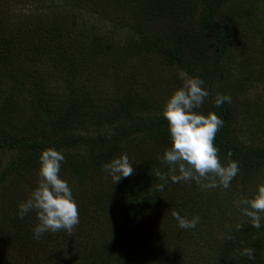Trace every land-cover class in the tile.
Here are the masks:
<instances>
[{
    "label": "trees",
    "instance_id": "trees-1",
    "mask_svg": "<svg viewBox=\"0 0 264 264\" xmlns=\"http://www.w3.org/2000/svg\"><path fill=\"white\" fill-rule=\"evenodd\" d=\"M234 1H82L79 9L100 15L112 29L123 24L137 30L135 40L119 43L125 46L120 49L114 47V30L93 38L91 47L83 49L79 45L86 46L91 32L76 30L66 18L50 20L36 13L18 24L0 18V156L14 154L6 164L0 161V264H264V213L261 227L252 228L240 204L230 211L240 214L241 230H226L218 227L216 218L201 216L199 207L215 209L220 204L219 199L207 203L197 184L169 182L163 190L158 187L157 170L174 175L160 162L170 141L164 105L149 96L153 81L147 75L152 68L141 65L151 54L153 63L165 61L171 72L204 82L209 96L199 111L205 116L213 112L224 121L213 144L221 163H227L228 153L238 162L243 185L256 179L247 191L246 199H251L256 186L264 183V146L246 143L237 129L236 96L258 80L238 25L259 15L250 7H230ZM10 4L0 0L1 15L3 10L12 12ZM128 7L139 20L126 19L123 10ZM260 42L261 47L264 40ZM89 50L106 72L88 70ZM128 64L135 70L130 76L123 72ZM61 67L65 71L60 76L55 70ZM236 67L239 80L233 82ZM57 75L64 83L53 82ZM99 78L112 88L109 96H104L109 88ZM217 93L229 95L231 103L215 107ZM15 123L23 125L21 132L16 133ZM47 148L65 157L61 177L68 176L82 225L70 235L60 230L33 239L35 213L20 219L17 205L37 186L25 177H34L38 157ZM122 152L134 172L114 184L102 165ZM172 211L188 219L199 216L200 221L194 229H179ZM242 248H252L254 258L240 256ZM38 250L41 255L34 259Z\"/></svg>",
    "mask_w": 264,
    "mask_h": 264
},
{
    "label": "clouds",
    "instance_id": "clouds-1",
    "mask_svg": "<svg viewBox=\"0 0 264 264\" xmlns=\"http://www.w3.org/2000/svg\"><path fill=\"white\" fill-rule=\"evenodd\" d=\"M182 85L177 88L164 104L162 117L167 121L170 147L165 149L160 162L169 166L171 171L178 175L167 176L159 170L156 176L161 183L158 187L163 190L169 182L185 183L195 182L205 189H228L232 180L239 172L238 162L231 159L221 164L219 149L213 141L216 132L223 126L224 121L215 113L208 112L205 116L199 109L209 96L204 82L195 76H188L181 72ZM214 106L231 103V97L217 93ZM63 153L54 148L41 151L38 162L37 186L29 197L17 205V216L23 219L30 212L35 213L37 223L32 228L33 239H40L45 233H55L63 230L69 235L79 224L78 203L73 196L68 181L61 178L60 169L64 162ZM102 171L111 178L114 184L122 178L133 174V164L128 154L122 152L102 165ZM240 212L249 218L250 226L261 227V214L264 213V183L256 186L251 199H244ZM171 216L179 229H194L200 221L199 216L193 215L191 219L172 211ZM236 230H241L236 225ZM253 259L252 248H242L238 253Z\"/></svg>",
    "mask_w": 264,
    "mask_h": 264
},
{
    "label": "rangeland",
    "instance_id": "rangeland-1",
    "mask_svg": "<svg viewBox=\"0 0 264 264\" xmlns=\"http://www.w3.org/2000/svg\"><path fill=\"white\" fill-rule=\"evenodd\" d=\"M60 1L62 0H10V8L12 9V12L3 10V15L0 14V18H6L9 21H12V23L14 24H18L19 20H22L24 17L34 15L36 13L48 15L50 20H55V18L59 20H64V18H66V20L68 21L71 20L70 25L74 23V27L76 28V30H83L86 31L88 34H90L91 32L89 38L87 39L86 46L82 44L79 45L83 49L91 47L90 42L93 40V38L107 35L108 32L114 30L111 28V26L115 28L114 25L112 23L110 24L109 21H103L101 17H99L100 15L96 13H91L89 11L87 12L86 10L78 8L79 6H81L82 1L83 4L86 3L87 5V3L91 2L92 0H64L63 2ZM64 2L67 5H64ZM240 2L248 3L249 6L241 4ZM260 2V0H235L232 4H230V7H236L242 10H247L250 7V9L257 11V14L259 15V17L257 18L249 20L248 23H246L245 25H238V29L242 37L245 35V38H243L244 40L240 42L253 55V59L249 60L250 64L252 65L250 66V68L253 67L255 69L257 73L255 78H257L258 80L254 81L251 85L249 83L246 84V90H241L240 92H238V96H236L235 99V105L237 108V113L239 114L237 121V129L241 130V139L248 144L255 143V145L264 146V45L261 47V44L258 45V43H261L260 40H264V22L260 21V15L264 17V3L261 4ZM256 3H258L261 7H258ZM82 7L89 9L85 5H82ZM123 12L124 16H126V19L129 20V22L130 20L133 21L134 19L139 20V18L136 17V11L132 7H128L126 8V10L124 9ZM108 17H110V15H107V18ZM115 22L117 24H122L121 22H118V20H115ZM90 25L92 26L91 30L88 29L89 27H91ZM145 27H150L152 29L151 25H145ZM96 28L98 30H96ZM158 28L159 27H156V29ZM111 33H117L116 36L114 35V38L116 39L114 47H117L119 49L121 47H125L121 44L125 42L128 43L131 40H135L133 38L137 37L136 29H127L126 27L124 28L123 24L119 27H116V30ZM253 40L254 45L252 44ZM117 41L118 43H116ZM86 57L88 62L91 64L88 70H91L92 74L96 73L97 71L106 72V70H104L105 68L102 67V64L95 60L97 56L95 53H92V50L88 51ZM141 61V65H146L152 68L151 73L147 75L153 81L149 96L153 100L158 101L159 103L164 105L169 96L182 85L183 79L181 77V72H179L178 70H176V72H171L172 69L166 65L165 61H162V63H153L151 54L144 57ZM237 70L238 68L236 67V71L232 76L233 82H237L239 80ZM56 71L61 76L65 69L61 67L56 69L55 72ZM123 72L127 76H130L133 74V72H135V70L131 66V64H128L126 67H124ZM59 75L52 77L53 82L64 83V81L59 77ZM99 80L102 83V86H104L105 88H109L105 90L104 94V96H109L110 89L112 88L107 86L106 83L102 82L101 78H99ZM139 81L142 82L143 78H140ZM5 95H7V93H5ZM109 100H111V95ZM162 100L163 102H161ZM19 112L20 108H18L15 114H19ZM14 128L16 130V133H19L23 130V125L15 123ZM12 157H14V154H7L5 156L3 155L0 156V161L4 165ZM37 172L34 177L26 176L25 180H33L37 182ZM63 173V171H60V176H62ZM173 174L178 175V172H176L175 174L173 171ZM262 176H264V174H262ZM61 178L67 180L69 184V179L67 175H64ZM252 181L251 183L249 181H245V184L243 185L241 180V174L238 172L237 176L232 180L228 189H205L200 186L199 192L202 195L203 193L205 194L207 203L211 202V200L213 199L214 201L219 199L220 204L218 207H215V209H212V207L209 209L199 207L200 212L202 214L201 216L216 218V224L218 225V227H223L226 230L236 229V225L241 226L242 223L239 216L240 214L233 213L235 210H238V206L241 204L240 202L246 199L247 195L250 194V192L247 193V191L251 188L250 184L254 185L256 179H252ZM193 183L195 182H184L185 186H187L188 184L191 185ZM69 187H71V184H69ZM245 193L247 194L244 196ZM238 196H240V201H238ZM228 206H230L231 209H229ZM230 210L233 213H231ZM245 222L246 220L244 219L243 223ZM78 225H82L81 221ZM63 250V245H60L59 251L63 252ZM40 255L41 250H38L36 253L33 254V257L34 259H37L40 257ZM20 262L21 260H15L13 262L10 261L8 263L20 264Z\"/></svg>",
    "mask_w": 264,
    "mask_h": 264
}]
</instances>
